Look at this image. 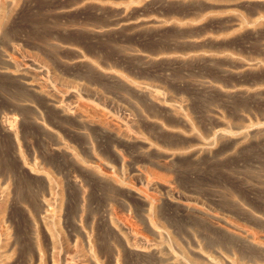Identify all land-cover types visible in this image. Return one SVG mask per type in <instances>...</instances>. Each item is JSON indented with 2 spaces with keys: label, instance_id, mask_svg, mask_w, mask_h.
<instances>
[{
  "label": "rangeland",
  "instance_id": "rangeland-1",
  "mask_svg": "<svg viewBox=\"0 0 264 264\" xmlns=\"http://www.w3.org/2000/svg\"><path fill=\"white\" fill-rule=\"evenodd\" d=\"M0 264H264V0H0Z\"/></svg>",
  "mask_w": 264,
  "mask_h": 264
}]
</instances>
